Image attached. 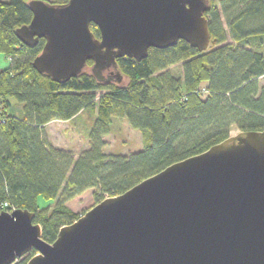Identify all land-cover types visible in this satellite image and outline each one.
Returning a JSON list of instances; mask_svg holds the SVG:
<instances>
[{"label": "trees", "instance_id": "1", "mask_svg": "<svg viewBox=\"0 0 264 264\" xmlns=\"http://www.w3.org/2000/svg\"><path fill=\"white\" fill-rule=\"evenodd\" d=\"M30 1L0 0V56L11 60L0 70V212H34L46 242L53 244L61 228L80 218L66 203L85 192L94 190L99 204L208 151L234 129L264 131V0H209L208 51L179 41L165 50L151 48L142 61L118 59L125 84L98 82L89 70L92 61L66 83L38 73L33 61L45 40L28 47L16 35L33 19ZM39 1L63 5L70 0ZM90 29L101 37L96 25ZM181 63L183 79L169 71ZM18 105L21 116L10 112ZM86 109L97 113L89 148L75 157L53 147L46 125ZM115 116L149 133L144 150L129 156L105 153ZM40 199L57 206L50 211ZM36 254L33 250L16 264H28Z\"/></svg>", "mask_w": 264, "mask_h": 264}, {"label": "water", "instance_id": "2", "mask_svg": "<svg viewBox=\"0 0 264 264\" xmlns=\"http://www.w3.org/2000/svg\"><path fill=\"white\" fill-rule=\"evenodd\" d=\"M26 46L45 40L34 69L57 83L92 61L100 83H118V59H146L179 41L204 53L211 44L209 0H33ZM98 27L96 38L90 25ZM36 214L0 212V264H264V131L239 132L175 163L117 197L106 198L53 244Z\"/></svg>", "mask_w": 264, "mask_h": 264}, {"label": "rangeland", "instance_id": "3", "mask_svg": "<svg viewBox=\"0 0 264 264\" xmlns=\"http://www.w3.org/2000/svg\"><path fill=\"white\" fill-rule=\"evenodd\" d=\"M9 1V0H1ZM218 2V0H216ZM11 60L4 55L0 56V70L9 68ZM90 70V68H89ZM169 71L176 77L183 79V63L172 66ZM127 78L123 76L121 84H125ZM101 92L97 93L100 96ZM15 104V101L12 100ZM22 106H13L10 110L15 116H21ZM21 112V113H20ZM97 113L86 109L75 118L62 121L55 120L46 125L45 135L48 142L55 148L63 149L72 153L75 157L80 156L89 148V133L93 129ZM238 133L232 131V136ZM148 132L135 130L127 119L115 116L110 127V134L105 137V153L115 155H132L144 150L148 146ZM150 144V140H149ZM94 190H89L83 195L69 201L66 206L77 216L82 217L97 205V198ZM39 204L50 211L57 206V201L45 203L42 199Z\"/></svg>", "mask_w": 264, "mask_h": 264}, {"label": "built area", "instance_id": "4", "mask_svg": "<svg viewBox=\"0 0 264 264\" xmlns=\"http://www.w3.org/2000/svg\"><path fill=\"white\" fill-rule=\"evenodd\" d=\"M5 207H8V205L6 204ZM4 211H7V212H9V213H12L13 211H15V209H13V208L10 209V210H5V209H4Z\"/></svg>", "mask_w": 264, "mask_h": 264}]
</instances>
